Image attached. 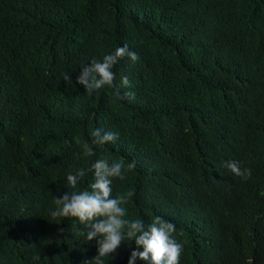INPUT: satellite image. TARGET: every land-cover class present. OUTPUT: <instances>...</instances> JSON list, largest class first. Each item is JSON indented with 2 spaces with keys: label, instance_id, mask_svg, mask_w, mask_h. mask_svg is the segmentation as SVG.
<instances>
[{
  "label": "trees",
  "instance_id": "obj_1",
  "mask_svg": "<svg viewBox=\"0 0 264 264\" xmlns=\"http://www.w3.org/2000/svg\"><path fill=\"white\" fill-rule=\"evenodd\" d=\"M124 44L140 59L114 66V87L75 83ZM97 128L119 138L91 145ZM85 142L96 155L77 159ZM101 156L136 161L113 195L134 191L129 219L175 224L180 264H264V0H0V264L97 255L88 228L50 211L72 190L67 174Z\"/></svg>",
  "mask_w": 264,
  "mask_h": 264
},
{
  "label": "clouds",
  "instance_id": "obj_2",
  "mask_svg": "<svg viewBox=\"0 0 264 264\" xmlns=\"http://www.w3.org/2000/svg\"><path fill=\"white\" fill-rule=\"evenodd\" d=\"M125 56L135 63L139 55L130 51L127 44L117 47L114 52L104 55L102 60H91L81 66L75 83L84 86L89 93L105 86L114 87V66ZM62 78L68 84H73L69 72L62 73ZM120 86L130 88L129 77L122 76ZM130 99L135 98L134 92H125ZM91 145L115 143L119 138L116 132H102L97 128L90 133ZM85 142L83 152L74 154L77 159L81 155L93 157L94 148ZM137 164L133 160L124 163L123 160H110L108 156H101L91 163L90 168H79L67 174L66 182L71 191L64 192L60 197H54L56 208L50 211L53 218L75 217L81 225L89 230L86 232L88 241L96 239L97 255L86 264H105V257L111 256L121 246L122 242L134 241L135 248L131 251L128 264H135L137 259L144 264H180L183 252V243L175 238L176 226L174 223L156 216L150 224L140 219H129L126 204L135 195L134 191L113 195V180H124L126 173L134 170ZM224 167L242 179H249L251 171L242 168L239 161L224 162ZM89 172L93 179L88 188H78L81 179ZM34 255L33 260H39Z\"/></svg>",
  "mask_w": 264,
  "mask_h": 264
}]
</instances>
